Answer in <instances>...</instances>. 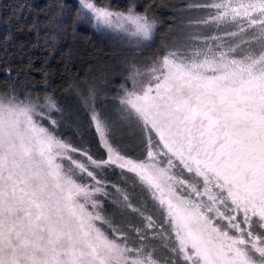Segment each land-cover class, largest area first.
<instances>
[{"label": "snow or ice", "instance_id": "obj_1", "mask_svg": "<svg viewBox=\"0 0 264 264\" xmlns=\"http://www.w3.org/2000/svg\"><path fill=\"white\" fill-rule=\"evenodd\" d=\"M156 7L79 0L73 30L132 50L100 80L62 77L75 111L49 56L5 60L0 264H264V0H185L159 42ZM63 9L43 45L28 27L34 48L55 49Z\"/></svg>", "mask_w": 264, "mask_h": 264}, {"label": "trees", "instance_id": "obj_2", "mask_svg": "<svg viewBox=\"0 0 264 264\" xmlns=\"http://www.w3.org/2000/svg\"><path fill=\"white\" fill-rule=\"evenodd\" d=\"M95 2L99 6H115L117 3H125L126 0H95ZM136 2L140 5L155 4L156 12L163 25L169 24L176 8L183 5V0H136ZM60 5H64L63 21L66 31L60 33V39L56 42L54 50L49 52L43 47L34 48L32 45L37 42L36 33L28 31V27L34 20L40 22L39 43L43 45L42 37L45 32L47 14L60 11ZM78 6L79 0H0V88H3L5 82L6 59L18 71L19 66L25 64L29 56L33 58L36 67L43 66V58L49 56L50 59L47 61V69L51 77L49 91L55 90L59 96L68 97V100L75 102L71 93L67 91V84L62 77L78 79L81 82L85 77L96 78L99 75L95 70L111 63L117 58L116 55H122L119 48L117 49V37L98 32L90 25L80 23H76L73 30ZM139 10L142 11V8ZM18 27H23L24 30L17 31ZM9 31L14 36V46L9 48L6 57L3 52V39ZM21 45H23V52ZM33 76L35 77L34 87H45L40 83L39 72H34Z\"/></svg>", "mask_w": 264, "mask_h": 264}, {"label": "rangeland", "instance_id": "obj_3", "mask_svg": "<svg viewBox=\"0 0 264 264\" xmlns=\"http://www.w3.org/2000/svg\"><path fill=\"white\" fill-rule=\"evenodd\" d=\"M184 3H185V0H183V4ZM169 24H166V25L160 24L159 25L160 31H159V34H158V41L157 42H159V40H161V39L162 40H168V39L172 38L173 33L169 31ZM117 39H118L117 49L119 48V51L122 53V55L121 56L116 55L117 58H115V60H113L111 63L106 64L103 68H99L98 70H95V71H98L97 73H98L99 76H96V78H92V79L100 80L102 75H104L107 71L110 70V66L115 67V68L118 69L119 68V60L122 59L123 56L128 51L132 50L130 45L128 44V42L126 40H122L119 37H117ZM114 78L116 80H118L119 76L116 75ZM92 79L89 78V80H92ZM65 103L70 105L73 111L76 110L77 105H76V103L74 101L69 99L68 102H65ZM64 131L65 132H69L70 130L65 128Z\"/></svg>", "mask_w": 264, "mask_h": 264}]
</instances>
